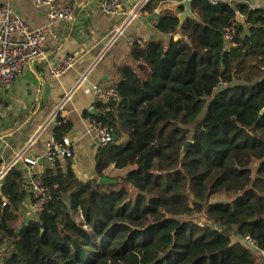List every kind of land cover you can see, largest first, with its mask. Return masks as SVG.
I'll list each match as a JSON object with an SVG mask.
<instances>
[{
  "label": "trees",
  "instance_id": "trees-1",
  "mask_svg": "<svg viewBox=\"0 0 264 264\" xmlns=\"http://www.w3.org/2000/svg\"><path fill=\"white\" fill-rule=\"evenodd\" d=\"M192 11L198 20L180 29L177 13L161 14L156 29L169 38L136 44V65L117 70L119 101L91 117L114 135L96 179L80 181L71 163L50 168L42 180L51 201L24 223L28 183L17 167L7 173L0 264H261L264 10L192 0ZM58 125L64 138L70 126Z\"/></svg>",
  "mask_w": 264,
  "mask_h": 264
},
{
  "label": "crops",
  "instance_id": "crops-1",
  "mask_svg": "<svg viewBox=\"0 0 264 264\" xmlns=\"http://www.w3.org/2000/svg\"><path fill=\"white\" fill-rule=\"evenodd\" d=\"M223 1L264 10V0ZM56 2L72 9L69 19H51L46 9L32 0H0V6L14 9L31 30L48 31L42 44L45 58L28 62L11 90L0 96V174L21 156L13 167L21 169L27 181L23 158L44 156L47 143L59 127L58 119H62L70 126L64 137L74 145V158L61 160L57 169L66 172L71 163L77 178L85 182L97 178L96 158L100 150L91 117L101 115L102 104L107 103L97 99L93 91L96 87L112 88L119 68L136 65L129 45L131 38H139L142 43L169 38L160 34L156 26L161 14L174 12L164 8L175 2L162 3L152 13L145 10L146 6L131 21L140 0H121L123 13L118 16L102 12V0ZM69 56L76 59L74 68L54 79L52 69ZM49 169L42 163L37 170L43 175ZM20 215L24 223L34 219L30 193ZM257 254L264 264V252Z\"/></svg>",
  "mask_w": 264,
  "mask_h": 264
},
{
  "label": "built area",
  "instance_id": "built-area-1",
  "mask_svg": "<svg viewBox=\"0 0 264 264\" xmlns=\"http://www.w3.org/2000/svg\"><path fill=\"white\" fill-rule=\"evenodd\" d=\"M38 7L45 8L49 17L53 20L62 21L69 19L73 12L65 6H58L56 0H32ZM153 0H140L139 9L145 8ZM218 2L213 1L216 5ZM101 10L107 15L118 16L123 13L121 0H102ZM249 10H255L248 6ZM246 20V17L243 16ZM225 39L228 43L233 40L234 26L227 28ZM48 31L46 29L31 30L24 20L10 6H0V96L9 92L23 71L25 65L32 60L45 58L42 44L46 41ZM142 44L139 38H131L129 45ZM76 59L72 56L61 60L51 72L54 79H59L74 68ZM95 97L106 102L119 101V94L114 88L96 87L93 91ZM92 131L100 148L110 146L114 142L112 131L103 127L95 120L91 123ZM74 158V145L67 137L57 138L54 136L46 146L44 156L24 157L23 162L27 168V183L29 193L33 201V216L37 219L51 201V196L43 187L42 174L38 172L40 164L45 163L54 168L61 160H72ZM9 172V171H8ZM5 174H0V184ZM4 206L6 204H3ZM246 241L254 248L252 240L247 237Z\"/></svg>",
  "mask_w": 264,
  "mask_h": 264
},
{
  "label": "water",
  "instance_id": "water-1",
  "mask_svg": "<svg viewBox=\"0 0 264 264\" xmlns=\"http://www.w3.org/2000/svg\"><path fill=\"white\" fill-rule=\"evenodd\" d=\"M165 10H170V11H174V12H177V16L178 18L180 19V26H179V29L182 27V25L184 24V22L187 20V19H195V20H198L196 18V16L194 15L193 11H192V0H184L183 2H179V3H174L172 5H169V6H166L164 8ZM180 9H183V11H180ZM141 10H143V8L136 10V12H134L129 21H131L137 14L138 12H140ZM237 21L238 23L240 24H245L246 23V20L244 19V17L241 15V14H237ZM191 142H188L184 149H183V152H182V158L186 155L187 153V150L190 146ZM21 156H18V158H16L12 164H10L6 170H4L2 172V174H5L6 172L10 171L12 169V167L14 166V164L17 162V159H19ZM100 184H109L111 183V181L108 179V178H101L99 180ZM2 184H0V196H2Z\"/></svg>",
  "mask_w": 264,
  "mask_h": 264
},
{
  "label": "rangeland",
  "instance_id": "rangeland-1",
  "mask_svg": "<svg viewBox=\"0 0 264 264\" xmlns=\"http://www.w3.org/2000/svg\"><path fill=\"white\" fill-rule=\"evenodd\" d=\"M175 40H177V39H175ZM118 174H119V172H116V171L109 172V175H111V176H117Z\"/></svg>",
  "mask_w": 264,
  "mask_h": 264
}]
</instances>
